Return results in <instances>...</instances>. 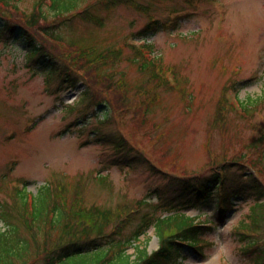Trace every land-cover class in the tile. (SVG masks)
<instances>
[{"label": "rangeland", "instance_id": "374dc122", "mask_svg": "<svg viewBox=\"0 0 264 264\" xmlns=\"http://www.w3.org/2000/svg\"><path fill=\"white\" fill-rule=\"evenodd\" d=\"M30 1L25 0L22 7L27 8ZM106 1L109 0H88L76 11L90 7L88 14L96 17L100 25L77 15L57 17L50 13L47 18L48 22L53 21L51 33L55 36L59 33L58 45L64 52L92 47L123 51L124 59L116 68L124 74L123 86L117 85L118 75L113 79L108 76L102 83L92 85V93L102 96L117 91L120 95L121 89L126 91L142 82L137 65L130 62L134 55L130 48L138 47L143 38L133 37L138 42H132L129 36L137 34L148 22L156 21L157 30L146 39L152 50L144 56H157L164 65L177 66L190 79L195 101L185 107L178 92L172 96L164 92L159 95L161 90L155 94L154 105L157 100L161 103L152 108L150 115L143 106L134 116L130 112L122 128L121 117L116 115L110 119V125L99 126L92 119L97 106L92 107L89 100L79 103L87 89L81 80L75 88H59L57 80L46 81L40 62H26L21 44L0 43V207L12 204L11 195L22 188V182L27 195L33 196L47 181L52 186L60 185L67 199L73 179L82 175L85 178L77 182L75 189L83 194L87 205L114 207L124 197L123 202L132 203L139 210L137 203L155 200L153 191L161 188L163 181L140 169L129 170L126 161L130 158L109 145H101L106 139L101 137L122 130L128 144L142 150V155L156 168H164L176 176H193L206 173L208 164L222 162V153L229 158L243 151L241 142H231L235 136H242L238 131L246 132L243 136L249 138L263 130L258 117L259 113L264 114L260 110L263 105L254 115L231 116L225 124L229 130L226 135L211 130L209 124L213 110L210 101L224 79L213 64L214 58L224 55L230 67L236 60L250 57L246 63H236L242 72L236 86L239 91H235L244 101L243 110L251 105L247 97L256 99L264 95V0H140L136 1L137 9L122 3L106 6L103 3ZM220 36L226 38L222 43L218 41ZM229 49L231 52L226 54ZM90 77L95 79L96 74L91 72ZM203 87L204 102H199L201 95L197 92ZM95 172L97 179L108 177L112 185L106 191L93 180ZM85 185L88 189L84 194L81 186ZM249 207L250 202L237 204L227 214L224 225L204 237L207 243L203 247L204 256L196 257L187 251L181 263L253 264L250 256L243 253L246 243L234 235L239 222L248 219ZM213 209V205L201 206L186 214L206 222L212 218ZM133 227L125 230L124 238L128 241ZM6 230L0 221V233ZM125 245L126 254L133 258L144 247L147 252L155 250L158 243L151 228L135 244ZM261 246L264 248V241Z\"/></svg>", "mask_w": 264, "mask_h": 264}, {"label": "trees", "instance_id": "16d2710c", "mask_svg": "<svg viewBox=\"0 0 264 264\" xmlns=\"http://www.w3.org/2000/svg\"><path fill=\"white\" fill-rule=\"evenodd\" d=\"M87 1L31 0L27 8H23L25 0H0V43L21 44L26 62H40V70L46 75V81L57 80L59 88H75L81 80L87 89L79 103L89 100L92 107L97 106L102 117L97 114L93 118L98 120L99 126L110 125V119L116 115L121 117L119 124L122 128L129 120L130 112L134 116V112H141L143 106L144 111L148 112L157 99V89H168L170 86L156 69V62H148L144 57V51L151 47L144 44L139 49L134 46L130 48L134 51L130 62L137 65L143 78L138 86L126 88V91L125 88L121 89L119 94L123 97L117 91L102 96L92 93V85L102 83L104 79H109L108 76L113 79L118 75L120 80L117 85L123 86L124 74L116 70L124 59L123 51L117 48L102 51L78 48L64 52L57 45L58 37L51 33L53 21H47L52 13L57 17L77 15L86 22L99 24L96 17L88 14L90 7L76 13L82 2ZM136 1L140 0H109L103 3L106 6L122 3L137 9ZM156 26L155 22H149L136 36H150L157 30ZM91 72L96 74L95 79L90 77ZM229 82L230 79L215 102L210 123L211 130H219L225 135L229 131L225 124L231 116L244 118L246 114L254 115L261 105L263 109L260 110H264L263 96L257 101L248 99L251 105L244 109L246 114L236 115L226 96ZM160 103L157 100L155 105ZM121 131L111 132V146L117 153L130 158V161H126L130 170L142 169L163 181L161 188L154 190L157 201H139V210L137 206H131L132 203L123 202L124 197L114 207L87 205L83 194L75 189L77 182L85 178L82 175L69 183L71 195L67 199L65 189L60 185L43 189L32 200H28L26 194L14 191L12 204L0 207V221L7 227L6 231L0 233V264H182L178 260H182L187 251L203 257V247L207 244L204 237L224 223L232 207L245 202H250L249 216L247 220L239 222L240 227L235 228L234 235L246 243L243 253L250 256L251 262L262 264L264 132L259 130L257 135L246 138L243 136L246 132L238 131L242 136H235L231 142H241L243 151L229 158L222 153V162L208 164V171L203 175L175 176L156 168L141 151L128 144ZM93 180L105 191L112 185L104 176L98 179L95 176ZM81 189L85 194L88 186H81ZM217 189L223 192V203L228 201L227 207H216ZM211 205L216 208L209 221L200 222L198 217L186 214L192 208ZM133 224V240H138L153 228L158 241L155 250L147 252L144 247L133 258L126 254L123 249L127 242L124 234Z\"/></svg>", "mask_w": 264, "mask_h": 264}]
</instances>
